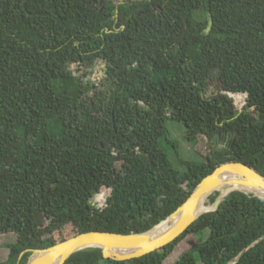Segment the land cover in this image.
<instances>
[{
  "label": "trees",
  "instance_id": "trees-1",
  "mask_svg": "<svg viewBox=\"0 0 264 264\" xmlns=\"http://www.w3.org/2000/svg\"><path fill=\"white\" fill-rule=\"evenodd\" d=\"M153 1L167 18L149 24L133 13L150 0H0V235L17 236L0 264L81 232L145 231L225 162L264 175V0ZM103 60L100 84L71 68ZM168 119L211 145L183 172L162 145ZM204 230L173 264H227L248 246L235 264H264V238L250 246L264 198L238 190L160 249L114 260L88 247L65 264H164Z\"/></svg>",
  "mask_w": 264,
  "mask_h": 264
},
{
  "label": "water",
  "instance_id": "water-1",
  "mask_svg": "<svg viewBox=\"0 0 264 264\" xmlns=\"http://www.w3.org/2000/svg\"><path fill=\"white\" fill-rule=\"evenodd\" d=\"M102 1L99 0V2ZM103 64H105L104 60ZM229 95L233 96V93ZM244 187H259L260 193L241 189ZM234 190L264 198V175L242 161L225 162L204 176L187 199L166 218L145 231L118 233L91 230L81 232L48 247L27 249L21 253V256L30 250L31 254L27 264H65L67 258L74 252L88 247H99L105 258L126 260L139 257L160 249L177 238L202 214L218 209L220 202ZM215 192H217L215 200L210 203L208 209H204V200ZM106 193L103 191L100 194ZM263 238L264 234L250 246ZM248 247L227 264H235Z\"/></svg>",
  "mask_w": 264,
  "mask_h": 264
},
{
  "label": "rangeland",
  "instance_id": "rangeland-1",
  "mask_svg": "<svg viewBox=\"0 0 264 264\" xmlns=\"http://www.w3.org/2000/svg\"><path fill=\"white\" fill-rule=\"evenodd\" d=\"M113 3L118 1L127 0H108ZM135 1V0H130ZM103 61H98L92 69H87L82 64L73 63L72 69H75L77 75L83 76L85 80H92L96 84H100L104 75ZM216 84L210 85L209 92L216 91ZM238 94V93H237ZM244 96V103L246 102V94L240 93ZM235 100L236 97H233ZM169 137L173 141V144H162L164 149L169 154L170 160L173 166L179 171L183 172L186 169L185 162L196 161L201 162L207 155L210 149V143L204 135H197L196 138L188 139L186 135V129L182 122L168 119L167 121ZM98 194L92 198V201L97 204H101V200L98 198ZM105 197V194H104ZM211 203V200L209 199ZM208 234L207 230L202 231L197 236L188 234L173 250V252L165 260L164 264H173L178 256L186 249L190 248L192 243H196L205 239ZM15 232H7L0 235V261H4L7 256L9 249L7 244L13 243L16 240Z\"/></svg>",
  "mask_w": 264,
  "mask_h": 264
},
{
  "label": "flooded vegetation",
  "instance_id": "flooded-vegetation-1",
  "mask_svg": "<svg viewBox=\"0 0 264 264\" xmlns=\"http://www.w3.org/2000/svg\"><path fill=\"white\" fill-rule=\"evenodd\" d=\"M91 1L98 4V5L99 4L101 5V4H103L104 0L102 2H99V0H96V1L91 0ZM121 2H124V1H118V2H115V4L121 3ZM150 2H151L150 3L151 10L137 11V12H134L133 14L135 16H141V17L143 16L146 19L147 23H149V24H152L153 21H156V18H154V17H157V18L159 17L160 19H166L167 18V12L162 10V6H159V4L156 3V1L150 0ZM150 19H152L153 21ZM117 22H118V19H116V21L114 23L115 27H117L116 26ZM122 26L125 27V25H123V24H122ZM105 64H106V61H105Z\"/></svg>",
  "mask_w": 264,
  "mask_h": 264
},
{
  "label": "bare ground",
  "instance_id": "bare-ground-1",
  "mask_svg": "<svg viewBox=\"0 0 264 264\" xmlns=\"http://www.w3.org/2000/svg\"><path fill=\"white\" fill-rule=\"evenodd\" d=\"M237 188V187H236ZM236 188H234V189H236ZM245 188V189H244ZM244 188H241V189H243V190H246V191H256L257 193H260V189H259V187H244ZM233 189V188H232ZM231 189V190H232ZM210 207V202H209V196H208V198H206L205 200H204V209H208Z\"/></svg>",
  "mask_w": 264,
  "mask_h": 264
},
{
  "label": "built area",
  "instance_id": "built-area-1",
  "mask_svg": "<svg viewBox=\"0 0 264 264\" xmlns=\"http://www.w3.org/2000/svg\"><path fill=\"white\" fill-rule=\"evenodd\" d=\"M98 195H99V194H98ZM102 198H103V200L101 201L102 203L99 204V205H103V204H104V201H105V199H104V195H102Z\"/></svg>",
  "mask_w": 264,
  "mask_h": 264
}]
</instances>
